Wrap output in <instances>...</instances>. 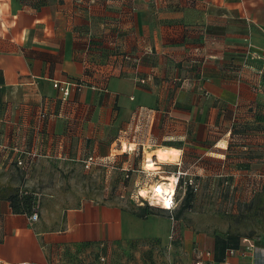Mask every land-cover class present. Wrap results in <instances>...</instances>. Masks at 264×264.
Masks as SVG:
<instances>
[{
	"label": "crops",
	"instance_id": "obj_1",
	"mask_svg": "<svg viewBox=\"0 0 264 264\" xmlns=\"http://www.w3.org/2000/svg\"><path fill=\"white\" fill-rule=\"evenodd\" d=\"M248 42L264 53V0H0V150L12 159L13 145L37 150L43 178L83 160V150L101 159L125 152L124 143L145 146L125 134L150 114L159 142L151 154L176 155L156 160V172L173 164L199 179L264 177V65L247 56ZM75 80L86 85L67 98L53 86ZM42 204L33 222L0 198V260L94 264L103 250L108 264H194L198 250L216 258L225 246L222 234L168 211L142 217L110 198L69 206L51 194ZM251 241L264 248V237ZM233 262L264 264V254Z\"/></svg>",
	"mask_w": 264,
	"mask_h": 264
},
{
	"label": "rangeland",
	"instance_id": "obj_2",
	"mask_svg": "<svg viewBox=\"0 0 264 264\" xmlns=\"http://www.w3.org/2000/svg\"><path fill=\"white\" fill-rule=\"evenodd\" d=\"M151 121L150 114H144L140 119L136 116L129 125L128 133L125 134L126 140L135 138L137 143L143 142L145 146L131 143L132 147L127 151L101 159L93 155V150H83L80 152L83 160L67 168L52 166L46 173L48 176L43 178L35 174L37 173L36 165L28 171L26 176L14 158L12 159L7 153V149L0 150V195L7 186L30 191L34 194L35 205L39 206V211L43 205V198L50 197V194L69 206L78 204L81 199L93 197L100 200L110 198L122 202L125 207L139 210L141 205L131 196L136 195L140 187L143 188L141 192L145 194L144 191L151 189V184L160 180L168 181L165 177L172 176L171 173L176 169L173 164H168L163 167L167 172L159 173L155 171L157 169L150 168L149 175L140 172L143 167H146V158H155L150 151L159 147V142L154 136V126H152L154 123ZM143 135L149 139L146 138L144 141ZM116 147L121 149L122 143L118 141ZM89 155L94 157V163L87 166L86 160ZM123 162L130 168L131 175L128 181L124 179L125 173L122 170L120 172L116 167ZM162 162L166 161L159 163ZM159 166L156 165V168L161 169ZM258 167L260 166H245L243 169L253 174ZM181 170L186 171L188 177L193 179L192 202L189 207L181 208L183 198L190 187L179 186L174 197L175 207L172 212L174 216L179 215L178 218L183 226L216 235L223 233L236 236L240 233L245 237L253 233L252 238L264 237V204L258 202L263 199L264 177L253 174L244 180L226 182L219 178L213 180L217 171L212 173V177L202 176L199 179L192 171L185 168ZM117 180L123 182L125 187L114 188L113 183ZM145 205L151 204L145 201ZM160 209L157 206L153 207L154 211L159 212ZM169 251L167 247L164 249V252Z\"/></svg>",
	"mask_w": 264,
	"mask_h": 264
},
{
	"label": "built area",
	"instance_id": "obj_3",
	"mask_svg": "<svg viewBox=\"0 0 264 264\" xmlns=\"http://www.w3.org/2000/svg\"><path fill=\"white\" fill-rule=\"evenodd\" d=\"M247 45H248L246 48L247 56L249 58H258V59L262 58L263 65H264V53L259 54V53L252 51L251 42H248ZM125 59L133 60L136 64L140 63L141 61L140 58H135L131 54L125 55ZM262 72L263 70L261 69L260 74ZM85 85H86L85 81H77V80L70 81V82L55 81V83L53 84V86H56L62 91L64 98H67L74 88L77 90H81L83 87H85ZM256 87L257 89H262L263 85L257 84ZM38 116H39V124L44 125L46 120L49 118L44 104L41 105L40 110L38 112ZM12 151L14 152V161H16L18 167L25 172V175L28 176V171L37 164V161H38L37 159L41 156L40 153L37 150L25 148L19 145H13ZM93 160H94V157L92 155H89L86 160L87 166L94 163ZM122 170L125 173L124 179L128 180V178L131 175L130 169H122ZM149 171H150L149 168L145 169L144 167L140 170V172L144 174H148V175L150 174ZM171 174L173 177H175L176 189L174 193L168 195L170 203L167 206L163 204L161 205V203L158 201H153L152 198L148 195L147 197L143 196L141 194V190L143 189L142 187H140L136 195H132L131 198L132 197L133 199L136 198L135 201L140 205H145V201H148L153 206H157L161 209L165 208L168 211L172 212L175 207L174 197H175L177 188L181 185H185L186 187L189 185L190 186L193 185V179L191 177L189 178L188 173L186 171H182L180 168L175 169V171L172 172ZM114 185L117 187L118 183ZM39 215H40L39 206L36 205L32 213L29 215V218L33 222H35L39 220L38 219ZM172 230H173V234L171 235V238H173L175 235L174 227L172 228ZM251 239L252 238H249V237H243L241 239V244L237 248L226 249V252L224 256L222 257V260L220 261L213 257V252L211 250L209 249H207V251L198 250L196 257H195L194 264H235L233 262V257L237 255H242V256L251 255L255 258H258L259 254H264V248L257 245L255 242H252ZM243 243L246 245H244ZM95 262L96 263L94 264H108L109 263L107 259V255L103 250L99 251ZM0 264H33V263L29 261H18L16 263H7V262L0 260ZM237 264H242V263L238 262Z\"/></svg>",
	"mask_w": 264,
	"mask_h": 264
},
{
	"label": "trees",
	"instance_id": "obj_4",
	"mask_svg": "<svg viewBox=\"0 0 264 264\" xmlns=\"http://www.w3.org/2000/svg\"><path fill=\"white\" fill-rule=\"evenodd\" d=\"M79 81V80H78ZM190 187L188 192L186 193V195L183 198V205L181 208H187L191 205L192 202V191L193 189L191 188V186H187ZM263 199H260L258 202L259 204H264V189H263ZM0 198L6 199L9 201L13 212L15 213H26V214H31L35 205V198H34V194L32 192H28L27 190H20L18 187H12V186H7L4 190V192L2 193V195H0ZM153 205H144L139 208V210L133 209L135 211V213L139 216L142 217H147V215L149 214H154V213H158V211H154L153 210ZM160 211H168L165 208L160 209ZM170 212V211H168ZM173 213V212H171ZM179 217V215L177 214V216ZM254 234L251 233V235L249 236H245V237H250L253 236ZM221 241H223L225 243V246L222 249V252L217 255L216 259L217 260H222V257L224 256L226 249L228 248H237L241 243V239L243 238V236L240 233H237L236 236H229V234H223L220 236ZM84 263V262H83ZM81 263V264H83ZM80 264V263H79ZM85 264V263H84Z\"/></svg>",
	"mask_w": 264,
	"mask_h": 264
},
{
	"label": "bare ground",
	"instance_id": "obj_5",
	"mask_svg": "<svg viewBox=\"0 0 264 264\" xmlns=\"http://www.w3.org/2000/svg\"><path fill=\"white\" fill-rule=\"evenodd\" d=\"M123 149L127 151L128 145L126 143H124ZM152 155L155 156V158L153 159L146 158V161H145V166L150 169H157L156 159L159 163L160 161L172 162L176 158V155L175 153H173L172 150L163 149V148L155 150L152 153ZM165 180H168V181L160 180V181L155 182L154 184H151L150 185L151 189H147L146 191H144L145 194L143 192H141V194L143 196L146 195V197L148 195L152 198L153 201H158L161 203V205L163 204L167 206L170 203L168 195L174 193L176 186H175V177L168 175L165 177Z\"/></svg>",
	"mask_w": 264,
	"mask_h": 264
}]
</instances>
